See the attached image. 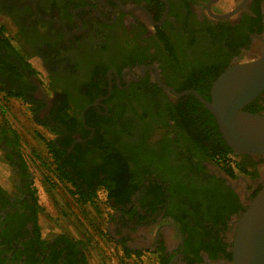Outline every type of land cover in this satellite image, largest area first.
<instances>
[{"label":"flooded vegetation","instance_id":"obj_1","mask_svg":"<svg viewBox=\"0 0 264 264\" xmlns=\"http://www.w3.org/2000/svg\"><path fill=\"white\" fill-rule=\"evenodd\" d=\"M263 47L264 0H0V100L25 103L59 147L72 140L59 159L70 172L94 126L128 125L116 147L142 183L138 214L111 218L128 232L117 242L159 264H231L238 222L264 186V157L226 144L231 177L185 140L174 122L182 97L162 85L186 92L198 70L220 76ZM252 103L264 115V92ZM0 115V264H84L82 245L43 235L35 176Z\"/></svg>","mask_w":264,"mask_h":264},{"label":"trees","instance_id":"obj_2","mask_svg":"<svg viewBox=\"0 0 264 264\" xmlns=\"http://www.w3.org/2000/svg\"><path fill=\"white\" fill-rule=\"evenodd\" d=\"M218 77L213 75L208 76L207 70H198L186 82V84H190L187 86L188 88L181 89L179 92L186 91L187 89L195 90L210 101L212 82ZM179 103L181 104L178 113L179 121L174 122L176 127L185 135V140L193 144L195 148H198V151L204 152L213 161L218 160L221 162L220 164L230 173L231 177H235V169L232 165L233 152L226 145L224 139L221 138V133L218 130L214 116L192 95L182 97L179 99ZM254 108L255 104L252 103L245 111H253L252 113L256 114L257 110L255 111ZM86 122L88 124L91 123V121ZM118 122L104 121L103 123L101 121L100 124L93 127L95 133L90 140L84 144L79 143L75 146L74 151L70 155L71 160L66 162L71 168V172L59 163V159H61V156L67 154V151L63 148L69 147L72 140L63 142L60 139L58 141L60 147L54 141L49 142L51 152L55 154L54 163L56 168L54 172L57 180L61 184L70 185L74 189L71 194L80 206L91 205L97 208L98 192L104 190L107 195L106 204L113 211L111 217L114 213L127 215L134 212V214H138L132 205L135 195L139 193L137 188L142 183L140 171L133 168L130 164V159L116 147V142L123 135L131 134L128 125L119 128ZM104 124H110V126H105ZM56 133L59 132L56 131ZM15 137L16 143L19 146V135H15ZM87 137L86 134L83 139ZM93 152L99 154L101 162L96 165H90L88 162L82 161L87 154ZM44 184L56 187L54 183H48V180ZM69 238L71 242L73 239L76 245H82L84 250L85 244L82 241L75 240L68 235H61V239L66 243L70 242ZM121 247L127 256L135 255L139 257L142 255V251L132 252L122 244ZM83 261L84 264H88L85 256ZM162 264H167V261H162Z\"/></svg>","mask_w":264,"mask_h":264},{"label":"rangeland","instance_id":"obj_3","mask_svg":"<svg viewBox=\"0 0 264 264\" xmlns=\"http://www.w3.org/2000/svg\"><path fill=\"white\" fill-rule=\"evenodd\" d=\"M7 102L0 100V114L3 112L11 128L19 135L23 157L35 176V189L41 207L39 223L43 235H68L82 241L88 264H159L156 255L146 250L139 257L124 253L117 240L123 239L121 241L126 243L127 240L121 235L126 237L128 232L121 230L119 223L112 222L113 211L106 204L104 191L98 192L97 208L77 204L71 194L74 189L61 184L55 177L56 166L47 147L53 141V135L33 122L25 103L19 101L8 106ZM0 166L7 168L2 161ZM46 180L56 187L45 185Z\"/></svg>","mask_w":264,"mask_h":264},{"label":"water","instance_id":"obj_4","mask_svg":"<svg viewBox=\"0 0 264 264\" xmlns=\"http://www.w3.org/2000/svg\"><path fill=\"white\" fill-rule=\"evenodd\" d=\"M195 96L214 116L226 144L237 155L264 157V115L244 108L264 92V47L259 56L227 68L214 82L211 101L198 92H175ZM231 264H264V186L240 218Z\"/></svg>","mask_w":264,"mask_h":264},{"label":"built area","instance_id":"obj_5","mask_svg":"<svg viewBox=\"0 0 264 264\" xmlns=\"http://www.w3.org/2000/svg\"><path fill=\"white\" fill-rule=\"evenodd\" d=\"M100 191H104V190H100ZM105 192V191H104ZM106 193V192H105ZM106 200H107V195H106Z\"/></svg>","mask_w":264,"mask_h":264}]
</instances>
